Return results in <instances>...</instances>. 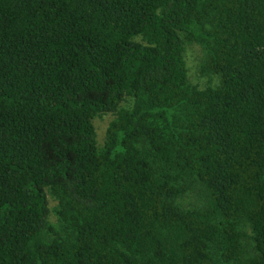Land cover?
Returning a JSON list of instances; mask_svg holds the SVG:
<instances>
[{
	"label": "trees",
	"instance_id": "1",
	"mask_svg": "<svg viewBox=\"0 0 264 264\" xmlns=\"http://www.w3.org/2000/svg\"><path fill=\"white\" fill-rule=\"evenodd\" d=\"M0 264H264V0H0Z\"/></svg>",
	"mask_w": 264,
	"mask_h": 264
},
{
	"label": "rangeland",
	"instance_id": "2",
	"mask_svg": "<svg viewBox=\"0 0 264 264\" xmlns=\"http://www.w3.org/2000/svg\"><path fill=\"white\" fill-rule=\"evenodd\" d=\"M184 59L187 69V78L189 82L197 86L200 90L205 89L208 86H215L218 84V78L211 73H204L202 71L204 63V53L202 49L194 43H187L185 45ZM132 105V99L127 98L121 103L120 107L124 109L130 108ZM114 119V115L111 113L101 115L94 121V128L96 134V140L99 147L103 145L106 129L109 123ZM48 206L50 209L49 220L52 223L56 222V218L52 212L56 202L51 198L48 199Z\"/></svg>",
	"mask_w": 264,
	"mask_h": 264
}]
</instances>
